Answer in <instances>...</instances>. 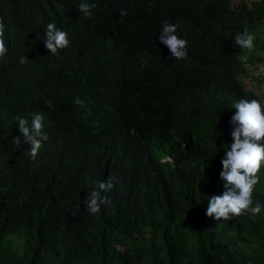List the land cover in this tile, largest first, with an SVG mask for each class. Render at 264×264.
Returning a JSON list of instances; mask_svg holds the SVG:
<instances>
[{
    "label": "trees",
    "instance_id": "obj_1",
    "mask_svg": "<svg viewBox=\"0 0 264 264\" xmlns=\"http://www.w3.org/2000/svg\"><path fill=\"white\" fill-rule=\"evenodd\" d=\"M81 2L0 0V264H264V163L260 213L206 215L225 191L232 105L264 106L239 79L243 56L264 61V0H88L90 18ZM165 21L188 41L186 59L160 42ZM48 23L71 40L59 56ZM245 29L251 52L234 44ZM34 112L49 136L36 160L11 143L23 141L16 117ZM109 176L110 202L91 215L84 200Z\"/></svg>",
    "mask_w": 264,
    "mask_h": 264
},
{
    "label": "clouds",
    "instance_id": "obj_2",
    "mask_svg": "<svg viewBox=\"0 0 264 264\" xmlns=\"http://www.w3.org/2000/svg\"><path fill=\"white\" fill-rule=\"evenodd\" d=\"M257 1L259 0H244L248 5ZM232 4L234 5L236 2ZM94 8H96L94 3L83 0L78 7V11L84 17L90 18ZM126 14V11L121 9V15ZM178 27V24L165 21L162 24V31L158 38L161 43L168 47L174 58L186 59L188 56V41L178 36ZM7 34V23L5 18L0 16V60H6L7 58ZM261 40L264 43V38ZM253 41L254 36L245 29L242 33H238L235 36L234 44L239 45L242 50L251 52L254 49ZM44 42L51 55L55 56H59L60 50L66 49L71 45L68 33L54 23L47 24ZM262 50H264V45ZM258 55L263 57V55ZM243 59L245 60L244 73L239 79L245 88L258 93L253 84L255 80L264 76V61L250 63L247 57L243 56ZM20 62L26 63L27 57L21 58ZM75 101L77 104L82 103L79 97H76ZM47 103L49 107H52L51 101ZM231 108L237 110L230 120L232 143L225 145L227 151L221 159L223 168L220 172L221 182L225 191L222 195L209 197L206 211L208 217H214L219 222L229 221L230 217H239L243 212L249 210L253 215L258 214L262 208L259 202H256L254 207L252 206V197L254 187L259 182L257 174L261 169L262 163H264V144L261 143V141H264V106L256 99H241L235 102ZM16 120L18 121L23 141H21L20 137H16L11 143L16 149L21 147L22 142L29 144L31 146L29 154L33 160H36L42 145L49 140V136L45 131V116L43 113L34 112L30 123L19 116L16 117ZM117 182L118 178L109 176L106 181L99 182L96 190L89 193L87 199L84 200L85 208L89 214L96 215L100 213L101 205L110 202L108 197L102 196V193L111 192Z\"/></svg>",
    "mask_w": 264,
    "mask_h": 264
},
{
    "label": "crops",
    "instance_id": "obj_3",
    "mask_svg": "<svg viewBox=\"0 0 264 264\" xmlns=\"http://www.w3.org/2000/svg\"><path fill=\"white\" fill-rule=\"evenodd\" d=\"M253 87L257 89L258 93H261V95L264 97V76L258 80H255Z\"/></svg>",
    "mask_w": 264,
    "mask_h": 264
},
{
    "label": "rangeland",
    "instance_id": "obj_4",
    "mask_svg": "<svg viewBox=\"0 0 264 264\" xmlns=\"http://www.w3.org/2000/svg\"><path fill=\"white\" fill-rule=\"evenodd\" d=\"M232 1V3H237V2H239V1H241V0H231ZM244 1V0H243ZM262 38H264V35L262 36ZM257 54H260V55H264V50H262L260 47H258V50H257ZM261 95V94H260ZM262 97V96H261ZM262 100L264 101V97H262ZM17 246H19V244H17ZM16 246V247H17Z\"/></svg>",
    "mask_w": 264,
    "mask_h": 264
}]
</instances>
